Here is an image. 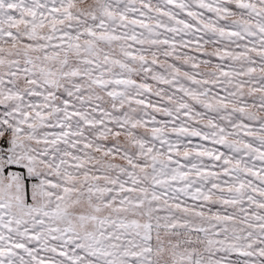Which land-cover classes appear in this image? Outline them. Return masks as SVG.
I'll use <instances>...</instances> for the list:
<instances>
[{
  "label": "snow or ice",
  "instance_id": "1",
  "mask_svg": "<svg viewBox=\"0 0 264 264\" xmlns=\"http://www.w3.org/2000/svg\"><path fill=\"white\" fill-rule=\"evenodd\" d=\"M0 264H264V0H0Z\"/></svg>",
  "mask_w": 264,
  "mask_h": 264
}]
</instances>
